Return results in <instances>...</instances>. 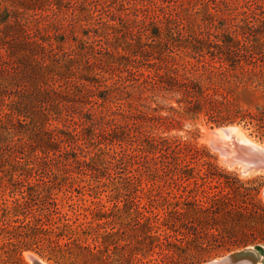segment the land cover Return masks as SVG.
<instances>
[{
  "label": "rangeland",
  "instance_id": "rangeland-1",
  "mask_svg": "<svg viewBox=\"0 0 264 264\" xmlns=\"http://www.w3.org/2000/svg\"><path fill=\"white\" fill-rule=\"evenodd\" d=\"M209 15L218 22L236 18L235 25H249L240 22L252 15L264 21V0H0V264H32L27 254H34L44 264L146 262L156 257V250L149 251L154 244L147 237L174 236V224L192 223L206 235L218 236L186 245L189 250L181 257L193 259V264L264 247V227L249 217L255 216L251 213L254 206L264 208V174L232 170L207 141V132L235 127L249 141L264 146L254 127L245 128L244 123L217 126L201 114L174 125L167 121L154 130L155 137H167L200 151L193 174L186 175L197 178L199 172L202 177L208 172L209 176L197 179L195 186L192 179H179L181 167L174 168L184 166L181 159L173 164L170 158L154 161L157 156L141 143L144 129H137L140 119L128 121L117 114L114 120L125 129L117 128L102 138L101 132L110 128L101 120L82 126L78 114L72 115L74 123L67 118L68 111L48 101L53 95L48 81L68 79L87 82L101 91L107 88L113 93L111 107L120 106L122 114L140 115L141 104H146L157 109L155 115L169 117V109L177 108L173 97L153 98L142 84V76H130L126 71L140 69L153 76L156 68L151 65L166 54L180 63L195 64L185 52L192 50L194 37L208 38L200 34ZM144 19L162 25L149 24L152 26L145 31ZM256 38L257 46L264 44L262 34ZM143 56H150L149 68ZM55 89L61 88L57 85ZM236 103L242 110L260 111L264 88L238 90ZM119 108L113 107V111ZM56 128L66 139L59 149L46 144L47 129ZM127 130L133 139L116 142L123 140ZM20 138L28 144L27 152L22 151L26 155L18 148L13 150ZM72 142L79 147H75L77 156L71 153ZM44 153H49L51 163L34 162L35 155ZM165 161L170 162V171L163 169L161 162ZM204 161L213 167H203ZM37 165L39 169L34 171ZM219 179L233 192L230 205L199 211L189 197L190 190L191 194L198 190L200 196L205 183L204 188L216 191ZM24 225L31 228L23 229ZM32 227L39 228L38 237L44 236L40 229L51 232L53 238L62 234L57 238L62 246L76 241L89 246L90 252L72 247L68 253L63 247L47 253L35 246L9 245L20 238L11 237V232L18 229L29 234ZM257 242L260 245H254Z\"/></svg>",
  "mask_w": 264,
  "mask_h": 264
},
{
  "label": "trees",
  "instance_id": "trees-1",
  "mask_svg": "<svg viewBox=\"0 0 264 264\" xmlns=\"http://www.w3.org/2000/svg\"><path fill=\"white\" fill-rule=\"evenodd\" d=\"M250 19L251 21H249ZM145 20L146 19L142 22L143 25H146L143 26L145 31L147 27L155 25L154 23H156H147L149 20ZM236 20V18L230 19L226 17L218 22L215 17L213 18L210 15L207 17L203 26V32L201 31L200 36L207 35L208 38L205 41L204 39L198 40L197 37H192L195 39V44L194 46L192 45L191 51H189V49L185 52L188 57L196 61L195 64H191L190 62L187 64L180 63L174 57L166 54L160 60L155 59L156 61L159 60L158 63L151 65V68H156V73L153 76L143 73L140 69L137 70V72L126 71L130 76L134 74H137V76L140 75V77L142 76L144 79L142 84L145 85L146 91L152 92L153 98L159 96L163 99L167 96L173 97L177 104V108H170V116L167 118L155 115L157 109H152L151 106H147L146 104H141L144 112L141 111L140 115L136 116L132 113L126 115L120 113V106H113L119 108L117 111H113V107H111L114 104L111 99L113 93H111L110 90L105 88L104 91H101L98 87L90 86L87 82L84 83L82 81L73 82L72 80L62 79L60 82L58 78L53 81V83L48 81L50 87L48 88L49 92L53 94L49 96L48 101L51 100L53 105L57 108L68 111L66 116L67 118H71L73 122L74 117L72 115L78 114V120L82 126H86L87 124L93 125L95 121L101 120L110 128V130L101 132L102 138H106L107 135L110 136L111 132H114L117 128H124L121 127L120 121L117 122L114 120L117 114H120L121 117L126 118L128 121L135 118L140 119L141 124L137 129H144L143 133L138 131L142 136L141 143L150 148V154L157 156L154 161L158 163V159L168 160L170 158L173 164V162L181 159L184 166H176V168H174L177 170L178 167H181L179 169L181 174L179 179L184 181L185 178H187V181L192 179L194 180L193 184L197 186V179H208V172L203 174L204 178L200 176V172L197 178H188L186 173L192 172L193 174L192 166L198 163L200 151L187 144H183L182 147L180 142L171 140L167 137H155L154 130L161 129L167 121L169 124L174 125V123H179L181 119L195 118L204 114L209 122L217 126L244 123L245 128L254 127L257 138H259L260 141L264 139V108L260 111L250 112L242 110L236 103V94L238 90L264 88V44L259 46L255 44V42L258 43V38H256L257 35L262 34V36H264V21L257 19L253 15L246 19L248 21L240 22L251 26L235 25L234 22H237ZM255 23L259 25L256 26ZM149 24L152 25L148 26ZM156 24L162 25L160 22ZM161 27L157 28V31H160ZM36 29L40 31V28L37 27ZM45 29L46 28H43L44 31H46ZM211 31H216V33L213 34ZM29 32H32V29H30ZM57 33L58 32H56V34ZM155 35L159 34L156 33ZM77 40L78 39H75V41ZM168 51H170L169 48ZM146 52L148 51H145V53ZM149 57L150 56H143L144 59H142L145 61L144 65L146 68H149ZM138 61L139 60H134V63ZM77 79L78 78H76V80ZM60 83L62 84L60 85ZM57 85L61 88L60 90L55 89ZM62 87H64L63 90ZM116 90L120 89L116 88ZM98 112L99 115H97ZM126 128H128V123L126 124ZM47 130V146H52L54 148L58 146L59 149L62 147L60 145L66 143V139L64 138L63 140L59 136V134L65 135V133H59L58 128L53 131L50 129ZM125 139H133L130 130H127V134L124 135L123 140H117L116 142L121 143L125 141ZM27 145L24 139L20 138L18 139V143L13 146V150L18 148L21 150V152H19L21 155H26L23 154V152H27L24 151ZM72 145L71 153L75 155L76 149L79 147L76 146V142H72L70 146ZM10 149L12 150V148ZM43 156L40 157L39 155H35L34 162H40V164H49L52 162L49 153H44ZM161 165L163 169H168L167 171L171 170L170 167L172 166L170 162H161ZM202 166L213 167V164L204 161ZM215 168L216 167L213 169ZM38 169V165L35 166V170L33 168L34 171ZM167 171H165L164 174H166ZM216 184L214 188H217V190L214 191L211 187H209V189H207V187L204 188L205 183H203L201 185L202 190H200V196H198V190L194 191V194H191L193 191L190 190L189 197H192L193 205L197 207L199 211L205 213V211L208 212L223 204L230 205L233 192H231L229 186L225 187V183L220 179L216 181ZM185 202L189 201L186 200ZM253 208L255 209L252 210L251 213L255 216H249L250 220L254 221L258 226L262 225L264 227V208H259V205ZM22 228L29 229L31 227L30 225H24ZM172 230L174 231V236L168 234L159 235V237L156 238L148 236L147 238L150 240L151 245L154 244V248H150L149 251L153 252L156 250L154 253L156 257L146 262H142L143 260L138 259L137 264H193V259L181 257L189 250L186 245L193 241H202L203 243L204 239L209 238L208 240H215V238L218 237L214 234L206 235L203 228L195 226L192 223L181 226L174 224ZM38 231L39 228L32 227V231L29 232V234L26 232L21 234L18 232V229H15L10 233V236H19L20 238L17 240V243H10L9 245L17 248L35 246L39 250L47 253H51V250L54 252L55 248L61 250L63 247L67 249L68 253H72V247L90 252L89 246H80L76 241L66 243L62 246L57 239L61 237L62 234H58L55 236L56 238H53L51 232L40 229V233L44 236L38 237ZM218 235L224 239V234L222 232ZM261 241L264 243V239ZM254 245H260V242L254 243Z\"/></svg>",
  "mask_w": 264,
  "mask_h": 264
},
{
  "label": "bare ground",
  "instance_id": "bare-ground-1",
  "mask_svg": "<svg viewBox=\"0 0 264 264\" xmlns=\"http://www.w3.org/2000/svg\"><path fill=\"white\" fill-rule=\"evenodd\" d=\"M238 131L235 127H229L207 132L208 144L221 156L224 164L232 168V170L238 168L243 174H261L260 172L264 174V170H256L254 168H250L248 173H244V164L237 158L238 155L245 159H251V153L264 152V146L249 141L248 137H243L242 133L240 134ZM26 256L30 263H32L33 259H36L44 264L34 254H27Z\"/></svg>",
  "mask_w": 264,
  "mask_h": 264
},
{
  "label": "water",
  "instance_id": "water-1",
  "mask_svg": "<svg viewBox=\"0 0 264 264\" xmlns=\"http://www.w3.org/2000/svg\"><path fill=\"white\" fill-rule=\"evenodd\" d=\"M251 159H245L238 155V159L244 164V173H248L250 168L264 170V152L251 153ZM32 264H42L33 259ZM205 264H264V247L256 246L248 248L241 252L229 254L219 261L213 260Z\"/></svg>",
  "mask_w": 264,
  "mask_h": 264
}]
</instances>
